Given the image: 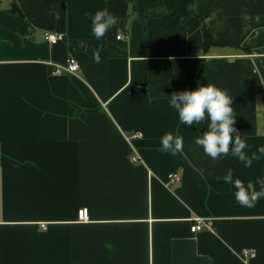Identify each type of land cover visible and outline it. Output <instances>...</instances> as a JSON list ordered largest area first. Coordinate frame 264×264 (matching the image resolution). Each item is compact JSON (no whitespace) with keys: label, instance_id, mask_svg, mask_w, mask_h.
<instances>
[{"label":"crops","instance_id":"crops-1","mask_svg":"<svg viewBox=\"0 0 264 264\" xmlns=\"http://www.w3.org/2000/svg\"><path fill=\"white\" fill-rule=\"evenodd\" d=\"M161 1L0 0V264H264V197L243 207L234 187L264 180V0H193L196 17L171 33L151 13ZM104 8L119 23L97 40L91 15ZM69 59L75 74H52ZM201 62L200 85L233 98L251 167L206 155L195 139L208 121L181 124L170 106L190 89L163 85ZM167 133L181 153L161 150ZM195 218L212 230L191 234Z\"/></svg>","mask_w":264,"mask_h":264},{"label":"clouds","instance_id":"clouds-1","mask_svg":"<svg viewBox=\"0 0 264 264\" xmlns=\"http://www.w3.org/2000/svg\"><path fill=\"white\" fill-rule=\"evenodd\" d=\"M85 15H91L85 13ZM119 23V17L115 16L107 8L97 10L91 15L92 34L100 40L107 34L108 30ZM100 49L93 52V60L100 63ZM170 106L178 113V119L181 124L191 127L200 125L205 120L207 131L195 139V143L201 146L206 155L213 160L221 156L228 155L230 152L245 167H251L252 161L259 159L256 154L249 158L244 149L247 144L241 138L239 131L236 129V113L233 108V98L226 90H222L214 84L200 85L195 90H184L174 92L170 96ZM235 133V136L233 134ZM162 151L175 156L183 151V139L167 133L161 138ZM258 151L264 154V147ZM225 183H233V173L229 169L223 177ZM260 190H256L253 182L249 181L245 186L244 182L236 179L234 187L236 189L235 199L239 205L252 208L256 205L261 197H264V180H258ZM110 243L105 244V248L112 250Z\"/></svg>","mask_w":264,"mask_h":264},{"label":"trees","instance_id":"trees-1","mask_svg":"<svg viewBox=\"0 0 264 264\" xmlns=\"http://www.w3.org/2000/svg\"><path fill=\"white\" fill-rule=\"evenodd\" d=\"M124 1L131 7L134 6L135 0ZM158 8H162L163 12L161 14L156 13V9ZM9 12L16 13L20 17L23 26L26 25L24 16L15 3L12 5V9H10ZM151 13L159 18L161 29L166 33L174 32L178 28L181 20L189 17H196L193 11V0H162L152 9ZM146 17H148V15H146ZM201 34L203 37L204 50L215 45L204 25H202ZM203 70V64L201 62L189 78L182 80L172 79L163 86L188 87L190 90H195L200 86Z\"/></svg>","mask_w":264,"mask_h":264},{"label":"built area","instance_id":"built-area-1","mask_svg":"<svg viewBox=\"0 0 264 264\" xmlns=\"http://www.w3.org/2000/svg\"><path fill=\"white\" fill-rule=\"evenodd\" d=\"M121 36H118L117 39H120ZM64 39L63 35L60 34H46L45 35V40L49 42V44L54 45ZM79 70V65L74 59H69L67 60L66 64L64 66H54L53 65V75H59L62 73H67V74H75ZM139 135L134 134L131 136L130 139H138ZM131 162L133 164H137L140 162V158L136 155L133 154V156L130 158ZM168 181L169 184L174 183L176 181H179L176 175H169L168 176ZM77 219L79 222H86L88 220V211L87 209L83 208L78 211L77 214ZM192 225L190 227V232L191 234H196L198 232H201L203 230H212V221L211 220H204L201 218H195L192 220ZM41 228L45 230V226L42 225ZM241 257L246 260L250 258L255 257V252L253 250H243L241 252Z\"/></svg>","mask_w":264,"mask_h":264}]
</instances>
